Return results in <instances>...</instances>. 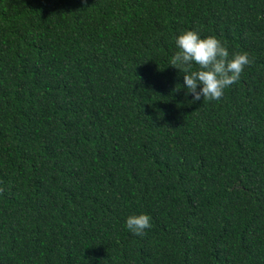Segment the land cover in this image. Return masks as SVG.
Here are the masks:
<instances>
[{
	"label": "trees",
	"instance_id": "trees-1",
	"mask_svg": "<svg viewBox=\"0 0 264 264\" xmlns=\"http://www.w3.org/2000/svg\"><path fill=\"white\" fill-rule=\"evenodd\" d=\"M184 30L253 61L219 101ZM0 189V264H264V0H0Z\"/></svg>",
	"mask_w": 264,
	"mask_h": 264
},
{
	"label": "clouds",
	"instance_id": "clouds-1",
	"mask_svg": "<svg viewBox=\"0 0 264 264\" xmlns=\"http://www.w3.org/2000/svg\"><path fill=\"white\" fill-rule=\"evenodd\" d=\"M175 43L178 51L171 57L169 66L184 73L186 94L193 95L192 102L201 97L219 101L224 89L237 82L245 67L253 63L248 53H232L230 56L226 45L215 36L201 38L194 30L182 31ZM194 64L198 66L196 70H193ZM179 88L177 85L176 90ZM151 226V217L143 213L131 215L126 220L128 230L138 236Z\"/></svg>",
	"mask_w": 264,
	"mask_h": 264
}]
</instances>
